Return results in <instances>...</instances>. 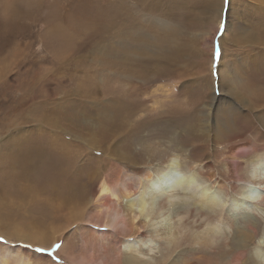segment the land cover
I'll use <instances>...</instances> for the list:
<instances>
[{
	"label": "rangeland",
	"instance_id": "1",
	"mask_svg": "<svg viewBox=\"0 0 264 264\" xmlns=\"http://www.w3.org/2000/svg\"><path fill=\"white\" fill-rule=\"evenodd\" d=\"M263 4L259 0H0V246L22 251L32 264H70L65 257L80 253L73 230L62 229L63 216L59 230L54 228L58 224H50L57 212L44 195L31 198L12 180L6 186L12 171L11 145L16 137L25 134L27 140L37 129L47 135L38 122L50 111L70 120L62 122L57 137L78 147L81 160L96 158L105 171L100 179L123 178L121 166L114 168V162L124 163L120 161L124 157L117 158L122 154L134 156L151 172L172 158L179 164V175L196 176L197 184L189 189L194 198L205 189L221 201H239V179L242 173L246 179L253 155L245 149L232 154L230 145L246 141L264 155V96L256 100L253 94L264 93ZM19 116L24 118L14 125ZM119 126L124 137L115 130ZM142 137L150 139L158 157L143 154L138 142ZM236 165L237 173L231 171ZM123 166L124 174H134L132 164ZM263 220L264 215L261 227ZM219 229V237L230 230ZM148 240L156 244L155 238ZM121 249L123 255H138L143 263L163 264L154 258L163 253L158 248L146 257ZM204 253L190 258V264H233L214 258L210 250V255ZM240 264H246V258Z\"/></svg>",
	"mask_w": 264,
	"mask_h": 264
},
{
	"label": "bare ground",
	"instance_id": "2",
	"mask_svg": "<svg viewBox=\"0 0 264 264\" xmlns=\"http://www.w3.org/2000/svg\"><path fill=\"white\" fill-rule=\"evenodd\" d=\"M259 1L264 2V0ZM221 10L220 4L217 14H221ZM225 27H227L226 23ZM229 81L231 85L235 84L234 79ZM253 94L256 100L264 96V93L259 94V91H253ZM215 99V96H212V100ZM208 105V111L204 115L207 117L211 110V104ZM23 118L19 116L15 120L17 122L10 121L8 124L13 122L15 125ZM64 121L68 124L70 122L62 114L57 115L50 111L38 122L48 130L47 135H43L37 129L28 136L27 140H23L25 134L16 137L17 140L11 145L14 147L13 150H9L13 152V159L10 161L11 165L8 163L12 171L7 175L6 186H9L12 180L18 188L27 191L31 198L44 195L51 209L57 212L54 213L56 216L53 217L54 219L50 218L51 225L58 224L54 226L57 230L60 229L57 226L62 225L63 216L66 227L62 229L70 227L69 229L73 230V236L78 243L77 249L80 252L75 257H65L69 259L70 264L148 263L147 261L143 263L136 254L123 255L121 248L126 252L137 250V253L145 257L150 256V253L158 248L163 252L161 256L155 257V254L152 256L161 258L158 262L163 264H167L169 258H176L169 264H190V258L194 259L196 254H205L204 252L210 255L209 250L211 255L221 262L225 260L227 263L240 264L241 260L246 258V264H264V220L262 227L260 223V218L264 215V155L256 145L243 141L229 147L232 154L239 149H245L248 155H253V159L247 165L246 179L243 173V179H239L241 182L239 191L242 195L239 201H231V203L221 201L213 192L205 189L194 198L192 196L194 194L189 193V189L197 182L196 176L193 173L186 178L182 177L184 175H179V164L172 158L164 168L151 172L145 167V163L134 160V156L122 154L117 158L124 157L120 161L132 164L133 168L130 171L134 174H124L127 172L122 168L124 163L114 162L116 165L114 168L118 169V165L121 166L118 170L123 172V178L110 182L104 174L105 177L100 179L101 173L105 171H102L103 165L97 162L96 158L81 160L78 147L71 145L64 138L57 137L56 132L62 130L60 127ZM122 122L118 124H123ZM120 129V126L115 128L118 133H121ZM120 133L119 136L124 137ZM214 136L217 137V134ZM149 141L145 137L138 140L141 142L143 154L149 158L158 157L157 148L149 144ZM88 144L93 145L91 141ZM236 159L239 160V157L236 156ZM81 162L83 165L80 164ZM237 170L236 165L231 171L237 173ZM85 175L88 177L83 178ZM217 188L218 186L215 189ZM231 213L235 214L231 215ZM226 226L230 230L228 232L224 230L222 237H219L221 234L217 236L220 232L219 227L226 228ZM34 230L38 231V229ZM149 238H155L156 244L148 240ZM120 240H124V244H121ZM54 242L53 245L56 244ZM62 243L65 244V241ZM21 253L22 251L9 246H0V264H32L30 258L25 255L26 258Z\"/></svg>",
	"mask_w": 264,
	"mask_h": 264
},
{
	"label": "snow or ice",
	"instance_id": "3",
	"mask_svg": "<svg viewBox=\"0 0 264 264\" xmlns=\"http://www.w3.org/2000/svg\"><path fill=\"white\" fill-rule=\"evenodd\" d=\"M216 57H219L220 56V51H219V49H217V51H216Z\"/></svg>",
	"mask_w": 264,
	"mask_h": 264
}]
</instances>
